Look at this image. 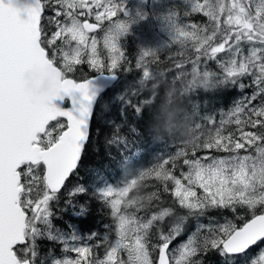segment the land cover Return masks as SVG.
<instances>
[{
  "label": "snow or ice",
  "instance_id": "obj_1",
  "mask_svg": "<svg viewBox=\"0 0 264 264\" xmlns=\"http://www.w3.org/2000/svg\"><path fill=\"white\" fill-rule=\"evenodd\" d=\"M217 3L183 0L185 17L206 19L178 30L186 43L173 68L190 64L243 95L219 119L206 115L199 149L158 165L172 204H158L142 231L117 228L109 239L75 226L64 232L54 219L62 199L73 206L77 196H103L79 170L98 99L130 70L129 0H0V264H204L212 251L224 264H264V0H223L219 15ZM82 65L96 75L74 78ZM125 96L117 99L138 115L146 102L133 106ZM121 142L114 133L110 143ZM44 239L64 255H41Z\"/></svg>",
  "mask_w": 264,
  "mask_h": 264
},
{
  "label": "trees",
  "instance_id": "obj_2",
  "mask_svg": "<svg viewBox=\"0 0 264 264\" xmlns=\"http://www.w3.org/2000/svg\"><path fill=\"white\" fill-rule=\"evenodd\" d=\"M182 16L194 23L205 20L198 14L185 17L183 12ZM177 47L173 45L150 56L140 63L139 69L135 52H126L124 67L130 70L120 71L115 86L98 99L79 170L82 181L90 189L127 187V200H131L129 210L138 224L146 222L158 204L160 207L172 204L158 175V165L162 160L176 151L199 149L207 136L203 125L206 115L216 114L219 119V113L228 111L243 95L231 85L219 84L216 75L206 78L200 72L193 76L190 65L182 69L173 68L179 59ZM207 69L217 74L220 72L214 61L208 62ZM94 74L87 65H82L74 78L84 79ZM249 91L245 89V92ZM122 94H126V100H131L133 106L146 102L141 103L138 115L133 107L117 99ZM114 133L119 135L121 143H110ZM81 206L86 208V215H74ZM181 214L177 210L169 222ZM56 215L58 218L54 219V224L64 232L69 226H75L81 232H107L112 230L115 220L108 205L91 192L75 197L73 206L66 205L62 199ZM210 215L219 217L227 215V212L213 210ZM194 226L195 221L189 220L185 235ZM150 234L154 237V230H150ZM39 244L41 255L50 249L56 256L62 252L60 244L55 241L44 239ZM203 262L222 264L224 258L212 251L204 256Z\"/></svg>",
  "mask_w": 264,
  "mask_h": 264
},
{
  "label": "rangeland",
  "instance_id": "obj_3",
  "mask_svg": "<svg viewBox=\"0 0 264 264\" xmlns=\"http://www.w3.org/2000/svg\"><path fill=\"white\" fill-rule=\"evenodd\" d=\"M222 4L223 0H218L215 5L217 15H219L218 9ZM129 11L131 14L126 22L130 27L123 38V46L126 52H135L137 63L144 62L150 56L157 55L170 46L184 47L186 41L180 39L178 30L184 27L185 21H190L182 16L185 11L183 0H129ZM184 56L188 57L189 53L185 51ZM192 75L196 76L197 73L192 71ZM99 191L103 193L100 198L108 205L115 220L112 230L109 229L108 233L98 232V234L101 236L108 234L111 239L117 228H122L128 236H131L133 232L143 230L144 224L148 223L149 219L141 224L135 221L129 210L131 200H127V187L104 186ZM69 230L70 227L66 232ZM59 247L62 248V245L60 244ZM62 255L64 253L60 252L57 257ZM67 255L72 254L68 253Z\"/></svg>",
  "mask_w": 264,
  "mask_h": 264
},
{
  "label": "water",
  "instance_id": "obj_4",
  "mask_svg": "<svg viewBox=\"0 0 264 264\" xmlns=\"http://www.w3.org/2000/svg\"><path fill=\"white\" fill-rule=\"evenodd\" d=\"M94 75H96V74H94ZM94 75H92V76H94ZM92 76H90V77H92ZM87 78H89V77H87ZM65 106H67V105H65Z\"/></svg>",
  "mask_w": 264,
  "mask_h": 264
}]
</instances>
